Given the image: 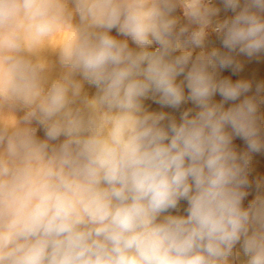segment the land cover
<instances>
[{"label":"clouds","instance_id":"9594fccd","mask_svg":"<svg viewBox=\"0 0 264 264\" xmlns=\"http://www.w3.org/2000/svg\"><path fill=\"white\" fill-rule=\"evenodd\" d=\"M221 3L232 17L214 0H0V264H232L238 244L264 264V193L243 204L264 83L216 71L264 54V0Z\"/></svg>","mask_w":264,"mask_h":264},{"label":"rangeland","instance_id":"374dc122","mask_svg":"<svg viewBox=\"0 0 264 264\" xmlns=\"http://www.w3.org/2000/svg\"><path fill=\"white\" fill-rule=\"evenodd\" d=\"M214 3L221 9L219 13V18L221 20L230 18L234 15V13L231 10H227V11L224 10L221 0H214ZM177 14H179V10H177ZM112 34L116 35L115 30H113ZM119 38L123 39V37H119ZM129 44L131 47H135V45L131 42V40H129ZM157 46L158 45H156L155 43L151 45L153 49L156 48ZM212 48H220L221 50H223L222 44L219 38V34L216 32L210 33L209 42L205 50L211 51ZM199 51H200L199 49L196 50V52H199ZM238 59L242 64L241 70H239L236 73H233L231 69L217 68L216 69L217 74L221 78L223 77L230 78L231 80H233V82L239 79H245V80L251 81L253 83V91L249 93V95H252L255 92V84L257 82L264 83V54H262L259 58H252V59H249L241 55L238 57ZM85 87L86 89L89 90L90 93L95 92L94 87H90L87 84L85 85ZM185 91L187 92V89H185ZM261 98L262 100H264V93H261ZM214 99L217 102H219L222 99V97H220L219 94H217L214 97ZM144 103H145L146 108L149 111H157V112L164 111V112L172 113L173 115H175L177 121H179L180 115L183 111L191 108L193 109V114H194V112L197 110L196 106L193 105L191 101H186L185 103L181 105L179 109H172L169 107L161 106L160 104L156 103L151 98L146 99ZM231 103L232 102H229L228 104L225 105V107L230 106ZM259 111H260V115L262 118V123H264V102L260 104ZM37 135L40 137H43L44 135L43 128H38ZM233 144L235 145L237 151L239 152H243L247 150V146L245 142L239 137L234 138ZM248 178L250 181V186L247 188L248 195L245 197L243 201V204L245 207H247V205L251 203V201L254 200L258 194L264 193V151L251 154V160H250V164L248 167ZM257 184H260L262 187L258 189ZM187 206H188L187 201L181 200L177 208L169 210V212L173 215H177V214L186 215L187 213L185 210ZM165 214H168V213H165ZM237 253H239V255H237ZM229 259L232 261V264H244L246 257L243 255V252L239 244L233 250V255Z\"/></svg>","mask_w":264,"mask_h":264}]
</instances>
